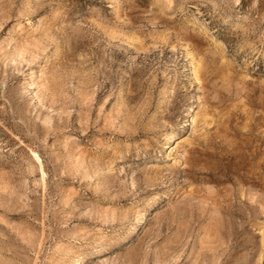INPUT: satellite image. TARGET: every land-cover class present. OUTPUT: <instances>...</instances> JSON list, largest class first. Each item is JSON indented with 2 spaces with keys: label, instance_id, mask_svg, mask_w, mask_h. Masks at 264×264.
<instances>
[{
  "label": "rangeland",
  "instance_id": "1",
  "mask_svg": "<svg viewBox=\"0 0 264 264\" xmlns=\"http://www.w3.org/2000/svg\"><path fill=\"white\" fill-rule=\"evenodd\" d=\"M0 264H264V0H0Z\"/></svg>",
  "mask_w": 264,
  "mask_h": 264
}]
</instances>
